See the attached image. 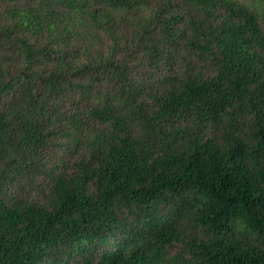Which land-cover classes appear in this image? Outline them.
Wrapping results in <instances>:
<instances>
[{"label": "trees", "instance_id": "trees-1", "mask_svg": "<svg viewBox=\"0 0 264 264\" xmlns=\"http://www.w3.org/2000/svg\"><path fill=\"white\" fill-rule=\"evenodd\" d=\"M0 264H264V0H0Z\"/></svg>", "mask_w": 264, "mask_h": 264}]
</instances>
